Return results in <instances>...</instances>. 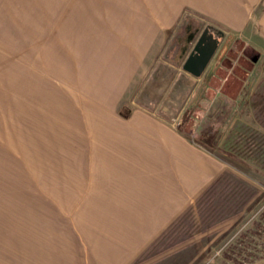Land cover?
Returning <instances> with one entry per match:
<instances>
[{"label":"rangeland","instance_id":"rangeland-1","mask_svg":"<svg viewBox=\"0 0 264 264\" xmlns=\"http://www.w3.org/2000/svg\"><path fill=\"white\" fill-rule=\"evenodd\" d=\"M123 3L0 0V264H264V98H245L252 48L230 33L194 76L182 65L203 27L187 35L177 24L110 98L104 55L131 26ZM131 108L214 158L218 191L191 190L170 152L106 148L108 115Z\"/></svg>","mask_w":264,"mask_h":264},{"label":"crops","instance_id":"crops-1","mask_svg":"<svg viewBox=\"0 0 264 264\" xmlns=\"http://www.w3.org/2000/svg\"><path fill=\"white\" fill-rule=\"evenodd\" d=\"M120 1L124 2L122 8L127 14L126 22L131 26L125 31L126 36H118L117 41H112L109 52L104 55L110 61L107 68L109 77L117 80L109 85L114 90L110 98L124 97L123 92L143 65L160 33L174 29L180 23L182 25L178 31H182V34L190 35L189 32L195 29L212 24L224 31L220 43L230 33L242 39L255 54L247 72L245 83L249 87L245 90V98H264V0ZM177 52V48L168 51V56L174 58ZM215 65L216 68L222 67L218 61H215ZM257 70L260 71L256 73ZM242 92L237 98L243 95ZM127 112L120 113L121 120L117 115H108L114 122L106 132L110 140L105 142V145H109L106 148L126 152L129 158H138L142 152L148 158L152 154L159 158L158 153L170 152L178 161L177 166L188 169V182L192 183L191 190L194 192L201 193L217 177L211 166L214 158L202 150H196L194 144L178 129L144 108H131Z\"/></svg>","mask_w":264,"mask_h":264},{"label":"water","instance_id":"water-1","mask_svg":"<svg viewBox=\"0 0 264 264\" xmlns=\"http://www.w3.org/2000/svg\"><path fill=\"white\" fill-rule=\"evenodd\" d=\"M215 35L216 37H214ZM223 35V30L215 28L212 24H207L183 62V69L194 76H201L218 49Z\"/></svg>","mask_w":264,"mask_h":264},{"label":"trees","instance_id":"trees-1","mask_svg":"<svg viewBox=\"0 0 264 264\" xmlns=\"http://www.w3.org/2000/svg\"><path fill=\"white\" fill-rule=\"evenodd\" d=\"M262 113H264L263 110H262ZM262 120H263V118H262ZM218 183H221L220 177H217L214 180V182L211 183V185L208 188H206L205 193H208L209 191H210V193H214V192L216 193L218 191L217 190ZM225 192H226V190H225ZM229 193H230V195L227 196V197H232V200H236L238 198V196H240V198L242 196V192H240V191H238V192H232V191H230V192H228V194ZM242 198H244V196H242Z\"/></svg>","mask_w":264,"mask_h":264},{"label":"flooded vegetation","instance_id":"flooded-vegetation-1","mask_svg":"<svg viewBox=\"0 0 264 264\" xmlns=\"http://www.w3.org/2000/svg\"><path fill=\"white\" fill-rule=\"evenodd\" d=\"M214 37H216V35Z\"/></svg>","mask_w":264,"mask_h":264}]
</instances>
